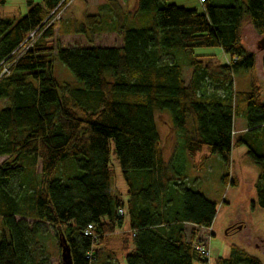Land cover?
Masks as SVG:
<instances>
[{
    "label": "trees",
    "instance_id": "16d2710c",
    "mask_svg": "<svg viewBox=\"0 0 264 264\" xmlns=\"http://www.w3.org/2000/svg\"><path fill=\"white\" fill-rule=\"evenodd\" d=\"M71 1L27 0V14L18 20L0 17V102L6 101L0 107V156L7 157L0 165V264H51L35 248L39 227L26 218L57 231L60 253L63 234L74 264H120L109 248L110 234L126 222V264L201 262L195 242L201 228L212 227L217 203L186 177L171 176L156 114H171L192 159L207 149L229 166L234 146L246 145L247 160L260 169L257 196L264 206V88L257 55L244 41L248 23L264 34V0H206L201 10L137 0L133 13L129 0H98L87 3L82 23L66 21L67 12L59 22L68 27L51 23ZM6 2L0 0V8ZM111 31L122 36V46L54 41L58 32H81L93 43L98 33ZM197 47H220L230 61L196 55ZM55 60L81 84L60 82ZM239 75L248 89L236 87ZM239 115L246 127L236 138ZM112 139L130 186L126 201L112 186ZM89 224L98 239L85 234ZM216 264L264 262L235 246Z\"/></svg>",
    "mask_w": 264,
    "mask_h": 264
},
{
    "label": "rangeland",
    "instance_id": "374dc122",
    "mask_svg": "<svg viewBox=\"0 0 264 264\" xmlns=\"http://www.w3.org/2000/svg\"><path fill=\"white\" fill-rule=\"evenodd\" d=\"M35 2L42 3L43 0H35ZM167 2L187 8L202 9V4L199 0H167ZM80 4H83L85 7L83 0L77 1V5L79 6ZM67 8L63 7L61 9L62 15L67 12ZM75 10H79L77 6L72 11ZM27 11V0H7L6 4L0 8V17L18 20L27 14ZM83 14L85 15V11ZM60 19L61 18L54 17L52 22L58 21L59 27H64L65 25H67L66 27L69 26L66 21L59 22ZM260 37L261 36H257V38ZM35 40L36 37H32L29 45L31 46L35 43ZM54 41L56 43L59 42L63 46L72 47H83L91 44L107 47L122 45V38L119 34L108 32L98 33L93 43L89 42L87 37L81 34V32L70 36H64L62 33L58 32ZM244 41L246 45L254 49L257 57H264V50H257L256 39L248 32V28L245 31ZM194 53L196 55L214 54L215 59L220 63H225L227 61V54L220 47H197L194 49ZM54 73L60 82L81 84L76 75L59 60H55ZM257 75L262 80L264 88V68L261 62L257 65ZM236 87L239 90H246L250 87L244 75L236 77ZM2 106L0 102V107ZM156 121L161 132L163 153L169 166H171V176L175 178L186 177L185 182L188 185L203 192L208 198L217 203V214L212 227L210 229L203 228L198 232L197 236L198 238L204 237L207 240L211 249V264H216L220 258H228L235 246L260 257L264 262V206L259 203L257 196L260 169L256 164L247 160V146H234L232 160L229 166L226 165L224 160L217 153H213L207 149L199 152L196 158L192 159L188 156L183 147L181 134L177 133L172 128L173 122L171 114L167 112L166 114L161 113L158 115L157 113ZM243 122H246V118L243 115L237 116L235 119V128L238 129ZM234 133L237 138L239 132L235 130ZM110 146L111 164L114 170L112 179L113 190L126 201L129 198L130 186L122 172L119 159L115 153V143L113 139L110 141ZM6 158L7 157L0 156V165ZM70 167L73 170L74 164L71 163ZM40 169L39 167L37 170L40 171ZM76 172L77 171L74 170L73 173ZM227 173L229 178L226 183L223 177ZM233 178L235 180L234 183L231 182ZM16 218L21 219L20 216ZM26 220L30 224L38 226L40 229L39 239L35 248L39 251H45L51 264H61V253L56 238L57 231L46 222L30 218H26ZM238 225H241L242 228L238 229ZM3 227L4 222L0 217V241L2 240L1 233ZM231 227H235V229L233 228L229 231ZM191 229L192 226L188 224V236L190 235ZM128 232L129 227L126 222L122 229L110 234L111 239L109 248L118 253L117 258L120 264H126L121 249L124 243L128 241V238H126ZM208 235H210L209 239ZM129 239H131V237ZM194 264L202 263L195 260Z\"/></svg>",
    "mask_w": 264,
    "mask_h": 264
},
{
    "label": "crops",
    "instance_id": "0c3cea01",
    "mask_svg": "<svg viewBox=\"0 0 264 264\" xmlns=\"http://www.w3.org/2000/svg\"><path fill=\"white\" fill-rule=\"evenodd\" d=\"M77 1L78 0H72L71 1V3H70V5L68 6V8H67V12H68V18L66 19V21H72V20H76L78 23H82V22H84V20H85V15L83 14L84 13V11H85V7H86V5H87V3H96V2H98V0H83V2L85 3V7H84V5L83 4H80L79 6L77 5ZM78 7V9L79 10H75V11H72L75 7ZM136 6H137V0H129V2H128V8H129V10L133 13L135 10H136ZM72 9V10H71ZM248 28V32L254 37V39H257V36H259L257 33H256V31H255V29H254V27H253V25L252 24H250V23H248L246 26H245V28H244V36H245V31H246V29ZM108 33H116V34H119V33H117V32H115V31H111V32H108ZM74 34H76V33H74ZM73 33H65V34H63L64 36H70V35H74ZM81 34H83V33H81ZM84 36H85V34H83ZM120 35V34H119ZM121 36V35H120ZM121 38H122V36H121ZM122 44H123V40H122ZM246 45V44H245ZM88 46H90V45H87V46H83V47H88ZM122 46V45H121ZM108 47H113V46H108ZM246 48L248 49V50H250V51H254V49H252V48H250L248 45H246ZM201 55H210V54H201ZM227 57V61H226V63H228L229 61H230V56L229 55H227L226 56ZM262 61H263V56H261V58H259V57H257L256 58V71H257V65L261 62L262 63ZM263 66V65H262ZM186 71V74L187 75H190L191 74V69H186L185 70ZM188 72V73H187ZM2 102V105H5L6 104V101H1ZM246 127V123L245 122H243L240 126H239V128L237 129V128H235V130H236V132H241V131H243L244 130V128ZM1 157H6V156H1ZM41 168V166H38L37 167V169L38 168ZM36 172L39 174L40 172H41V169H40V171L39 170H36ZM190 225V224H189ZM192 226V225H191ZM203 228H201V230H202ZM200 230V231H201Z\"/></svg>",
    "mask_w": 264,
    "mask_h": 264
},
{
    "label": "built area",
    "instance_id": "2783aa9c",
    "mask_svg": "<svg viewBox=\"0 0 264 264\" xmlns=\"http://www.w3.org/2000/svg\"><path fill=\"white\" fill-rule=\"evenodd\" d=\"M201 4H203L206 0H199ZM58 8H56L51 15L57 10ZM62 11L61 9L57 12V14L55 15V18H61V14ZM52 23V21H51ZM35 36V32L30 33L28 38H32ZM29 47V46H28ZM10 64H7L3 70V73L9 72L10 69ZM122 212V210H121ZM210 229V228H208ZM85 234L92 236L94 239H98V234L95 232V227L93 224H89L88 227L85 230ZM210 238V235H208V239ZM195 249L199 252L200 256H201V263L202 264H211V249L210 246L207 242V240L204 237H199L197 238L196 242H195ZM89 257V256H88Z\"/></svg>",
    "mask_w": 264,
    "mask_h": 264
},
{
    "label": "water",
    "instance_id": "95a60500",
    "mask_svg": "<svg viewBox=\"0 0 264 264\" xmlns=\"http://www.w3.org/2000/svg\"><path fill=\"white\" fill-rule=\"evenodd\" d=\"M256 47L257 50L262 49L264 50V34L256 39ZM242 226L238 225V229H241ZM59 241H60V247H61V264H74L73 263V258H72V253H71V248L69 245L68 240L63 234H60L59 236Z\"/></svg>",
    "mask_w": 264,
    "mask_h": 264
}]
</instances>
